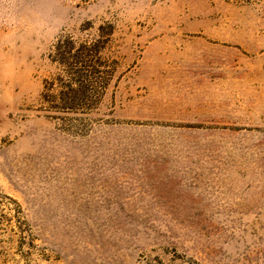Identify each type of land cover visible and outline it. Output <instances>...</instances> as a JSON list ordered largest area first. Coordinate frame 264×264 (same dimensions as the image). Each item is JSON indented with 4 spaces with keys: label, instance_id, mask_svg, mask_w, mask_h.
<instances>
[{
    "label": "rangeland",
    "instance_id": "obj_1",
    "mask_svg": "<svg viewBox=\"0 0 264 264\" xmlns=\"http://www.w3.org/2000/svg\"><path fill=\"white\" fill-rule=\"evenodd\" d=\"M0 264H264V0H0Z\"/></svg>",
    "mask_w": 264,
    "mask_h": 264
}]
</instances>
